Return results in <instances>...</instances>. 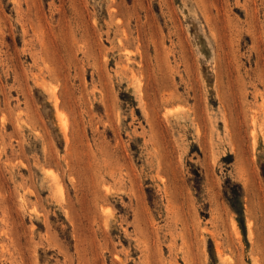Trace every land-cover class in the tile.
Here are the masks:
<instances>
[{"label":"rangeland","instance_id":"rangeland-1","mask_svg":"<svg viewBox=\"0 0 264 264\" xmlns=\"http://www.w3.org/2000/svg\"><path fill=\"white\" fill-rule=\"evenodd\" d=\"M0 264H264V0H0Z\"/></svg>","mask_w":264,"mask_h":264}]
</instances>
